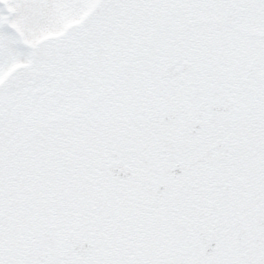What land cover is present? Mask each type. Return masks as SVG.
<instances>
[{"label": "snow or ice", "instance_id": "snow-or-ice-1", "mask_svg": "<svg viewBox=\"0 0 264 264\" xmlns=\"http://www.w3.org/2000/svg\"><path fill=\"white\" fill-rule=\"evenodd\" d=\"M0 264H264V0H0Z\"/></svg>", "mask_w": 264, "mask_h": 264}]
</instances>
